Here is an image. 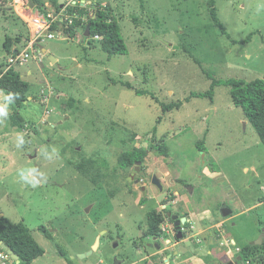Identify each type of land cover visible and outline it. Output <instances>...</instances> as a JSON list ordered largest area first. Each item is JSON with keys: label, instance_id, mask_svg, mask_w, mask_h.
Wrapping results in <instances>:
<instances>
[{"label": "rangeland", "instance_id": "rangeland-1", "mask_svg": "<svg viewBox=\"0 0 264 264\" xmlns=\"http://www.w3.org/2000/svg\"><path fill=\"white\" fill-rule=\"evenodd\" d=\"M96 1L110 7L128 52L109 59L81 34L56 37L39 46L57 63L41 50L36 60L42 64L14 68L30 94L0 111L13 132L0 140V217L25 224L43 249L32 264H111L114 256L140 264L145 255L133 243L148 229L147 214L162 206L173 212L180 201L158 202L151 179L172 195L180 177L192 205L219 218L224 207L238 215L226 225L237 245L257 241L264 225V146L232 103L230 88L212 83L264 79V0H214L226 34L209 16L210 0ZM11 4L0 0V65L8 56L6 38L29 33ZM177 103L178 109L164 111ZM12 116L21 127L12 126ZM134 150L146 152L142 164L121 167L118 158ZM204 163L219 174L204 176ZM37 166L53 184L33 178ZM161 215L167 234L165 211ZM97 238V251L79 258ZM6 264L17 263L9 257Z\"/></svg>", "mask_w": 264, "mask_h": 264}, {"label": "trees", "instance_id": "trees-1", "mask_svg": "<svg viewBox=\"0 0 264 264\" xmlns=\"http://www.w3.org/2000/svg\"><path fill=\"white\" fill-rule=\"evenodd\" d=\"M50 1L53 6L58 9L57 0ZM31 2L32 5L42 8L45 0H31ZM97 5L99 6L100 3H97ZM28 6L31 7L30 3ZM79 11L81 15L86 13L85 9H79ZM209 16L215 26L220 28L223 34H226L217 18L214 0H210ZM75 23L73 28H69L65 32L71 38L75 37L77 28L81 26L80 22ZM88 24H91L90 35H98L102 38L99 44L101 45V50L109 59L115 55L127 54L128 50L125 42L109 6H106L103 10H97L95 18H89L85 25L87 26ZM29 37L30 35L28 33L26 38L19 37L15 41H10L6 38L3 44L5 53L7 55L10 54L14 47H17V49L22 48L29 40ZM218 84L230 88L232 103L235 107L242 110L245 120L252 126L261 144L264 146V79H258L252 82L238 80H229L225 82L214 81L212 87ZM0 90L8 94V103L12 108H15L26 100L28 84L21 78L20 74L12 69L0 79ZM137 93L142 94L139 92ZM199 95L193 94L192 97H198ZM179 107L180 103L165 106L164 111H170L173 108L178 109ZM10 121L13 127H21V122L16 116H12ZM164 149V153L167 154V148ZM145 157V151L134 150L132 152H126L118 158V164L125 168L136 162L142 163ZM146 219L148 222L147 233L157 236L161 232L162 215L160 211L153 210L149 212ZM0 244H5L8 249L12 250V252L18 256L20 261L19 264H31L44 254L43 249L35 242L25 224L12 223L4 216L0 217ZM61 255L63 258H66L64 254ZM239 255L243 261L249 264H264V243L261 245L248 244L241 249ZM67 259L69 260V258Z\"/></svg>", "mask_w": 264, "mask_h": 264}, {"label": "crops", "instance_id": "crops-1", "mask_svg": "<svg viewBox=\"0 0 264 264\" xmlns=\"http://www.w3.org/2000/svg\"><path fill=\"white\" fill-rule=\"evenodd\" d=\"M87 1L98 2L96 0H87ZM81 33H82L81 30L80 31L78 30L76 35L81 34ZM60 38H63V39L66 38L65 40L72 39L71 37H67L66 35H62L60 36ZM41 50L43 52V56L48 55V51L46 49L41 47ZM34 62L42 64L43 60L42 59H39L36 61L34 60ZM57 62H58V58L54 59V61L51 62V64L53 65ZM32 73H33L32 70H28L27 72H25V75L30 77ZM21 78L23 79V77ZM45 83L48 84L47 82ZM27 94H30L29 85H28ZM50 94L51 92L49 91V95ZM27 99L30 102L29 104H31L32 102H35L33 96H28ZM8 105L9 103L7 101V94L4 91L0 90V111L3 110L2 109L3 106L7 107ZM5 122L6 121L4 120V123ZM11 132L6 128V124L5 125L3 124V118L1 114L0 115V140L1 139L3 140L8 137H12L13 132L12 133ZM167 155H169V151ZM210 167H211L210 165H207L206 163H204L202 167V173L204 176L212 177V176L219 174L213 169L210 170L209 169ZM177 172H180V171H177ZM177 181H179L181 185H179V183H175L177 185H174L173 183L172 185L176 187V189L172 193L174 194V196L180 197L179 202L182 203V205H179V202L176 201V204L178 206H176V209L173 212H175L177 215L180 213V211H182L183 213H187L188 214L187 216H180V217H183V220L187 218L188 221L190 222V225H192L190 229H192L193 231L195 230L194 233L189 235L184 241V242H188L190 246L185 248V246L182 245V247L180 248L181 251L184 252V253L182 252L183 254H191V257H192L191 260L187 261L186 259V263L187 264H213L209 262L210 259H213L215 262H217V264H230L233 261V259H236L237 257H241L239 255L241 249L248 244L237 245L235 238L233 237V234L230 232V229L227 228L226 226L231 220H233V218H235V216H238V215H234L233 211H231L230 209L229 210L231 213L226 217L221 215L222 218L209 214L207 210L202 211L199 208L198 204L192 205L193 202H190L191 199L189 198L190 195L187 190V184H185L183 179L179 177ZM183 188H184V191L181 192L180 190ZM263 230H264V225H261V228L258 227V236H260ZM202 237L204 238V241L206 244L202 242L201 240ZM194 238L199 240L198 248H195L194 245L192 244L193 242L191 239H194ZM249 244H252V243H249ZM165 264H168V263L166 262ZM233 264H249V263L246 261H243V262L236 261Z\"/></svg>", "mask_w": 264, "mask_h": 264}, {"label": "built area", "instance_id": "built-area-1", "mask_svg": "<svg viewBox=\"0 0 264 264\" xmlns=\"http://www.w3.org/2000/svg\"><path fill=\"white\" fill-rule=\"evenodd\" d=\"M31 0H12V10L17 17L27 26L30 37L26 44L8 54L6 62L0 66V79L10 70L23 67L31 60H36L38 54L41 55L40 41L53 40L56 37L66 35L65 32L69 28H73L75 22H80L81 26L77 31L81 30L83 41L86 40L88 45L92 42L100 43L102 38L98 35L84 36L86 23L89 18L94 19L97 10L106 8L105 4L97 5V2L87 0H63V7L60 8L57 0L58 9H56L50 0H45L42 8L34 5L29 7ZM52 8V9H51ZM85 9L84 15L80 14L79 9ZM9 255L0 247V264H6Z\"/></svg>", "mask_w": 264, "mask_h": 264}, {"label": "flooded vegetation", "instance_id": "flooded-vegetation-1", "mask_svg": "<svg viewBox=\"0 0 264 264\" xmlns=\"http://www.w3.org/2000/svg\"><path fill=\"white\" fill-rule=\"evenodd\" d=\"M142 164V163H141ZM140 164V165H141ZM137 164H134V166H140ZM140 176L142 179L146 177V173L140 172ZM134 183H138V180H135ZM151 189L154 188L157 190L156 200L158 202L167 201L171 196H174L167 192L168 189L164 188L165 186H162L156 179H151ZM142 192H146L144 187H141ZM167 206H162V209L160 213H163L165 211V219L168 222V226L171 228L170 232H167V234H164L162 231L163 229L160 228L161 232L157 235H151L146 232L138 231L137 232V239L138 243H133V249L136 253H139V255H145V257L141 258L137 261V263H143L146 260H148L151 264H158L159 260L161 259V262L165 264L166 262L168 264H187L186 259L183 257V253L181 251V247L183 245V242L188 237V231L187 227L190 225V222L187 218H185L184 222H182L183 217H178V215L175 212H168L165 210ZM180 228V229H178ZM168 235L172 238L170 241H166L164 236ZM179 237V238H178ZM173 241V243L171 242ZM199 240L195 239L193 241V245L195 248L199 247ZM112 242L111 245H114ZM151 250L152 253H146V251ZM177 253V254H175ZM118 264H124V261L120 258H117L114 256L112 258L111 264H114V262Z\"/></svg>", "mask_w": 264, "mask_h": 264}, {"label": "water", "instance_id": "water-1", "mask_svg": "<svg viewBox=\"0 0 264 264\" xmlns=\"http://www.w3.org/2000/svg\"><path fill=\"white\" fill-rule=\"evenodd\" d=\"M58 4H59V7L62 8V7H63V0H58ZM30 6L32 7V4H31V3H30ZM90 27H91V24H88V25L85 27V32H84V36H85V37H89V35H90ZM47 57L49 58V60H50L51 62L54 61V59H53L52 57H50V56H48V55H47ZM135 164L140 165L141 162H136ZM33 178H34L36 181H38V182H40V183H43V184H50V185L53 184L52 181L46 179L45 177H43V176L40 174V168H39V166H37V167L35 168V171H34V174H33ZM230 213H231L230 210H229L228 208H226V207H224V208L221 209V215L224 216V217L228 216ZM182 222H184V220H182ZM178 229H180V228H178ZM101 234H104V232H102ZM178 238H179V237H178ZM263 242H264V230H263L262 233L260 234L258 240H257V241H254L252 244H253V245H261ZM99 243H100V238H97V239L95 240L94 244L91 246V248H90L87 252H85L84 254H80V255H79V258H81V259H85V258H87V257L92 256V255L94 254V252L97 251V249H98V247H99ZM116 246H117V243H114V248H115ZM0 247H1L3 250H5L6 253H7V254H8L13 260H15V262H16L17 264L20 263L18 256H16V255L12 252V250L8 249V248L5 246V244H0ZM180 252H183V251H180ZM175 254H177V253H175ZM236 261H241V262H243L241 257H237L236 259H233V261H232L230 264H233V263L236 262ZM114 264H118V263L116 262V260H115Z\"/></svg>", "mask_w": 264, "mask_h": 264}]
</instances>
